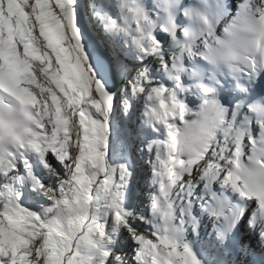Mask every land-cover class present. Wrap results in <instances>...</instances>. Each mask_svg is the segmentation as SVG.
Masks as SVG:
<instances>
[{
  "label": "snow or ice",
  "instance_id": "obj_1",
  "mask_svg": "<svg viewBox=\"0 0 264 264\" xmlns=\"http://www.w3.org/2000/svg\"><path fill=\"white\" fill-rule=\"evenodd\" d=\"M0 264H264V0H0Z\"/></svg>",
  "mask_w": 264,
  "mask_h": 264
}]
</instances>
